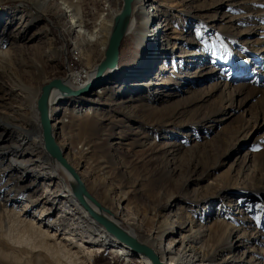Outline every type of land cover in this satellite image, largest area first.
<instances>
[{
  "label": "rangeland",
  "instance_id": "rangeland-1",
  "mask_svg": "<svg viewBox=\"0 0 264 264\" xmlns=\"http://www.w3.org/2000/svg\"><path fill=\"white\" fill-rule=\"evenodd\" d=\"M33 1L0 0V55L12 54L19 59L9 65L6 56L0 75L15 73L26 90L41 91L48 81L63 79L68 70L74 69L88 71L86 82L74 85L85 86L106 51L103 53L97 45H83L77 37L80 44H75L83 49L77 47V61L71 51V39L75 42V37L70 35L69 23L55 0L49 1L31 29L40 33L35 42H19L15 34L20 15L9 17L7 13L10 9L38 12ZM68 1L81 13L90 31L110 10L121 6V0ZM160 2L156 6L167 20V53L161 55L146 77L130 82L117 80L104 94H98L103 103L95 106L94 115L76 112V106L62 103L61 108H67L53 115L62 120L57 137L65 139L75 161L83 160L90 170L89 181L97 191L86 184L89 192L108 205L116 204L127 193L125 205L139 211L137 217L143 218L150 232L180 203L189 209L199 207L207 222L214 216L231 215L227 203L233 204L231 211L242 209L240 202L249 204L247 216L253 223L240 229L249 244L236 250L237 257L241 264L264 261L260 257L264 255V209L257 207L264 204V0ZM144 12L146 17L152 8L145 7ZM141 16L135 13L137 19ZM134 37V31L125 35L119 67L132 63L142 53L144 46ZM200 49L204 50V58L194 56ZM156 76L162 78L163 84ZM106 83L104 80L91 92ZM2 91L0 108L17 97L6 94L11 91L8 85ZM17 140L13 142L22 141ZM0 162V169L10 170L12 166L17 167V176L21 173L15 156L9 154L2 159L0 154ZM100 163L107 169L102 170ZM7 181L15 192L30 182L5 176L4 183ZM117 187L111 195L110 190ZM40 191L41 188L38 195ZM23 193L24 197L15 204V210H23V219H36L47 227L57 218L58 213L48 218L41 216L42 204L31 207L36 193ZM200 193L204 200L195 199L194 195ZM204 206L208 211H202ZM54 228L51 233H56ZM60 232L58 241H64V231ZM137 232L143 241H149L148 232ZM16 233L12 218L0 212V241L6 253L0 254V264H63L41 248L32 251L24 243L27 254L14 259L13 245L18 243L11 235ZM40 252L43 254L38 255ZM139 256L136 253L127 260L105 248L96 252L93 264H143Z\"/></svg>",
  "mask_w": 264,
  "mask_h": 264
},
{
  "label": "bare ground",
  "instance_id": "bare-ground-1",
  "mask_svg": "<svg viewBox=\"0 0 264 264\" xmlns=\"http://www.w3.org/2000/svg\"><path fill=\"white\" fill-rule=\"evenodd\" d=\"M49 1L51 0H34V7L37 8L38 12L19 9H15L18 13L12 9L8 11L7 14L9 17L20 15L21 22L15 34L16 38L17 36L19 37V42L22 44L35 42V39L38 37L37 34L40 33L39 31L31 32V29L34 27V24L39 21L40 12L48 6ZM60 1L62 4L57 2V0L54 2L60 6L61 15L69 23V30H71L70 35H74L75 37V42L71 39V51L74 58L80 61L78 55H76L77 47L80 51H83L80 46L76 45L77 43L80 44L79 41H77V37H79L83 45H97L103 53L107 51L115 25V19L124 8V0H121L119 9L110 10L109 15L107 17L103 16L97 22L96 27L91 31L86 28L81 13L70 1ZM160 1L161 0L133 1L132 15L127 25L125 35L127 32L134 31L136 36L134 40H137L144 46L139 58H135L132 63L122 67H119L118 61L117 66L107 70L101 78V83L105 80L107 82L106 85L97 89L95 92L87 90L78 96H63L57 89L52 92L50 113L51 119L54 117V121L52 120L53 134L64 158L74 168L86 188L88 186L96 190L94 188L96 185L91 184L89 181L92 174L90 170L83 165V160L75 161L76 157L71 153L69 143L66 142L65 139H58L56 130L59 129L62 120L55 116L57 111L67 108L66 106L65 108H61L62 103H69L76 106V112L85 111L84 113L87 115H94L97 113V108H95V106L103 103L101 97L99 99V96H97L98 94H104L106 89L112 88L113 84L117 83V80H128L130 82V80L141 79L146 77L153 70L161 55L167 53L165 51H168L167 47L169 46V39H165L164 35L167 27V20L164 19V14L162 15L156 6L157 4H161ZM145 7L152 8V13L147 14L146 17L143 16V14H145ZM137 12L142 14L138 19L135 17V13ZM203 51V49H200L194 56L204 58L205 53H202ZM55 54L56 52L54 55ZM6 56L8 57L6 58ZM5 58L9 65H11L13 61L16 62L19 60L16 55L13 56L12 54L8 55L4 53L0 55V63H2L0 65H3V60ZM84 66L87 65L84 64ZM161 69H167V67L162 66ZM95 72L96 70L93 72L89 81L94 78ZM2 74L3 73L0 75V91L8 85L11 91L6 94L17 96L11 98V103L2 105L4 108H0L1 158L5 159L9 154L15 156L17 164L20 166L18 168V173L19 171L21 172L19 174L20 176H17V167L12 166L10 170L6 168L0 169V212L7 217H11L13 226L17 229L16 235H11V237L14 238L13 240L18 243L13 245L14 248H16L13 250V258L20 260L18 256L24 257L23 254H27V247L23 245L24 243L30 245V250L32 251L33 248H41L42 252L46 255L52 256L53 260L63 264H86V258H89V264H93L96 252H102L105 248H109L110 251L116 255L131 260V257L136 254L137 251L107 230V228L91 214L90 209L81 203L73 191V177L71 173L47 151L45 141H43V129L37 108V101L41 95L40 92L42 89L41 91L32 89L26 90L25 85L22 84L21 79L19 76L15 75V73H7V75ZM84 74H86V77H84ZM87 78H89L88 71L81 72L80 70L76 71L70 69L67 72V76L61 80L74 89H78L85 86L75 87L74 85L77 82H80V84L85 83L86 81L84 82V80ZM156 78L161 80L159 84H163L162 78H159V76H156ZM49 82L50 81H48V83ZM32 88L34 89V87ZM89 93L91 96H86ZM81 97L82 99H79ZM73 98L77 99L72 100ZM4 99L6 100L8 98L4 97ZM36 132H38V134H36ZM15 138L22 141L19 142L17 140L18 142L14 143L13 141ZM9 141H12L14 144L8 143ZM28 155H30V158H27ZM99 167L102 170L107 169V166L102 163L99 164ZM5 176L10 177V180L14 181L19 178V180H28L30 182L21 187V190L16 188L18 192H15L13 190L14 186H12L10 181L4 183ZM7 186L12 187L10 190H7ZM40 188V195H38L37 193H39L38 191ZM116 190H118V187L112 188L110 194H115ZM13 191L15 194H13ZM24 191L36 193L35 198L31 200L33 204L31 207H40L42 204L41 216H46V218H48L58 213L57 218L48 222L49 224L47 227L40 224L36 219L28 221L23 219V210H15V204L19 202V198H23L25 195L23 193ZM126 194L116 204L112 205H108L101 200L100 203L92 194V197L99 203L100 207L95 205L90 199H88L87 202L90 208L95 211H101L104 215L113 219L128 234L136 238L138 242L150 248L161 264L242 263L237 257V252L240 251L241 248H245L246 244H249L247 238L244 237L243 234H240V229L250 227L253 223V219L247 216V207L250 206L249 204H242V202H240L239 205L242 206V209L231 211V209H233V204L227 203V206L230 207L229 212L231 215L227 217L223 215L214 216L207 222L205 221L204 212H201L199 207H195L196 209H189L185 204L180 203L169 212L170 216L167 217L168 219L166 218L164 221L160 222V225L150 232L143 218L137 217V214H140L139 211L125 205L127 202ZM194 196H196L195 199H205L203 193ZM29 205L30 203L26 204V206ZM201 209L202 211H208L206 206L201 207ZM43 220H45V217L40 221ZM203 221H205V223H203ZM51 228H54L56 233H51L53 232ZM60 230L64 231L65 237L62 238L64 241H58L59 238H57V236ZM138 230L146 233L148 232L150 236L149 241H143L140 234L137 232ZM3 248V243L0 241V254H6ZM42 252L38 253V255L43 254ZM138 254L143 264H154L151 257L140 253ZM5 256L7 257V255ZM260 257L263 258L264 255L261 254ZM261 260L258 259L255 264H264V261ZM245 262L249 263V261Z\"/></svg>",
  "mask_w": 264,
  "mask_h": 264
},
{
  "label": "water",
  "instance_id": "water-1",
  "mask_svg": "<svg viewBox=\"0 0 264 264\" xmlns=\"http://www.w3.org/2000/svg\"><path fill=\"white\" fill-rule=\"evenodd\" d=\"M134 0H124V8L122 12L116 17L115 25L109 40V46L105 53L104 60L98 65L94 78L89 81L85 87L74 89L73 87L64 83L60 78H55L42 87L41 95L37 101V108L40 114L41 125L43 129V136L45 141V147L47 151L57 159L63 166H65L73 177L72 188L76 197L81 203L90 209L91 214L102 223L107 230L113 233L116 237L121 239L127 245H130L133 249L142 255H146L152 258L154 264H161L158 261L156 255L150 248L138 242L136 238L128 234L122 229L113 219H110L104 215L101 211H95L90 208L87 200L90 199L95 205L100 207L99 203L88 192L84 183L74 168L64 158L52 130V119L50 113V99L53 90L57 89L63 96H78L83 94L87 90L96 88L101 83V78L104 76L107 70L115 68L119 61V53L122 40L125 36L127 25L132 15V5Z\"/></svg>",
  "mask_w": 264,
  "mask_h": 264
},
{
  "label": "snow or ice",
  "instance_id": "snow-or-ice-1",
  "mask_svg": "<svg viewBox=\"0 0 264 264\" xmlns=\"http://www.w3.org/2000/svg\"><path fill=\"white\" fill-rule=\"evenodd\" d=\"M257 207L261 208V209H264V204L262 205H258Z\"/></svg>",
  "mask_w": 264,
  "mask_h": 264
}]
</instances>
